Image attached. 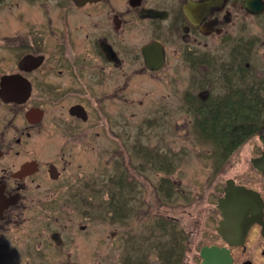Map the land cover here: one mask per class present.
I'll use <instances>...</instances> for the list:
<instances>
[{
	"label": "flooded vegetation",
	"instance_id": "flooded-vegetation-1",
	"mask_svg": "<svg viewBox=\"0 0 264 264\" xmlns=\"http://www.w3.org/2000/svg\"><path fill=\"white\" fill-rule=\"evenodd\" d=\"M253 19L264 31V0H7V34L0 35V264H100V257L95 263L90 253L70 250L61 221L66 215L69 222L76 207L89 219L92 154L116 160L114 178L107 177L116 187L105 207L110 217L120 228L129 217L139 219L144 184L132 159L155 165L156 152L141 150L137 131L127 134L125 110L134 117L140 108L150 115L161 109L134 96L139 84L164 79L172 67L180 78L200 76L194 91L168 93L167 130L179 126L171 117L182 102L199 135L214 145L205 152L210 166L193 173L178 166L187 151L168 150L157 166L165 213L174 214L160 222V263L203 264L216 254L230 264H264V74L251 72ZM208 39L230 51L222 69L212 66L220 49L210 50ZM226 194L228 219L219 207ZM119 264L149 262L132 244Z\"/></svg>",
	"mask_w": 264,
	"mask_h": 264
},
{
	"label": "rangeland",
	"instance_id": "rangeland-1",
	"mask_svg": "<svg viewBox=\"0 0 264 264\" xmlns=\"http://www.w3.org/2000/svg\"><path fill=\"white\" fill-rule=\"evenodd\" d=\"M253 20L252 26H250V30L248 31L249 35L247 36L252 40H256V42H253L254 45H252L250 57L251 64L256 65V68L255 70H251V72L255 75L254 72L260 70L264 74V31L262 27L257 26L261 20ZM10 24L12 25L13 22L10 21ZM5 33L7 34V0H0V35L2 36ZM216 44V42L212 44L211 39H208V48L210 50L220 49L218 53L219 63L215 62L212 65L219 70L222 69V62L228 59L230 51L222 49ZM233 45L231 44L227 47L230 48ZM0 55H3L2 51H0ZM193 74L191 73L190 76L188 74L186 78H180L177 76L175 67H172L168 69L167 77L158 80V82H161L160 84L157 80L156 82L139 84L137 87L140 89V92L138 95L135 94L134 97L151 103V107L161 108L154 111V113L152 110V115L148 113L149 111H144L145 108H140L137 115L131 117L129 115L131 111L129 109V111L125 110L124 126L125 131L129 130L127 134L131 136L132 131H137L138 141L142 146L141 150L151 153L156 152V155L152 154L155 157V165L149 164L147 166L145 164L147 159H144L142 156L136 160L132 159L135 168L134 172L140 171L136 173L140 182L142 181L144 184L143 186L141 185L142 190L139 191L140 204L138 208L140 209V214L138 220L135 217H129L125 220L124 226L120 228L119 224L112 218L113 215H110L109 210L105 207L107 206L106 203L109 195L116 193L115 185L113 188L110 187L108 179L110 177L114 178L113 175L117 172L116 160H99L95 158V154L91 155L92 192L94 194L91 205L87 208L89 219L85 220L81 215L77 214L82 210V207H76L75 214L74 216H70L71 220L69 222H67L66 215L63 218L64 221H61V223L64 222L69 227L66 236L70 243L67 246L71 251L77 252L75 253L76 255L90 253L92 262L96 263L97 258L100 257V264H119L125 257L126 252L130 251L133 244L134 253L145 254L146 262H149V264H161L160 253L158 251L166 247V236L165 230L160 229L163 225L160 222L164 223L166 215L171 213H165L167 210L164 206L166 199L165 192L157 188L159 181L157 166L158 164L162 165L164 162V152L168 150L175 152L177 150L187 151L190 152L188 155L190 158H185L178 166L184 168L187 172L193 173L196 169L200 170V168L210 166V158H206L205 152L211 151L214 145L213 142L205 141L199 135L198 126L195 125V117H189L185 112V103L181 102L174 107L176 110L171 118L174 119L175 123H179L176 130L174 131V128L171 126V132H169L167 130L168 127H166L168 125L165 124L166 117L162 109H166V97L168 93L178 94L184 87H188L192 91L198 88L197 83L194 82H196L200 75ZM207 75L211 76V74ZM146 91H151V93L146 95L149 93ZM177 94L176 98L178 97ZM190 119L194 120L192 125H190ZM148 120L155 121V124L146 125V121ZM125 143L131 144V141L128 140ZM105 146L107 151L110 150L109 145ZM198 157L200 158L198 159ZM83 160L82 157L80 161L83 162ZM150 162L152 163L153 161ZM153 187H155V191L152 190ZM194 187V185L187 186L190 190L194 189ZM96 189L98 190L96 192L97 195L95 194ZM111 191L114 193H110ZM186 193L193 195L194 191H186ZM142 199H145L146 202ZM180 200V198H177L174 202H181ZM171 215L174 216V214ZM80 225L87 227L85 233H79ZM113 232H119V238L113 239L110 237ZM74 234H76V237H74V240H71L70 237ZM194 263L191 262L190 264Z\"/></svg>",
	"mask_w": 264,
	"mask_h": 264
},
{
	"label": "water",
	"instance_id": "water-1",
	"mask_svg": "<svg viewBox=\"0 0 264 264\" xmlns=\"http://www.w3.org/2000/svg\"><path fill=\"white\" fill-rule=\"evenodd\" d=\"M3 94H4V87H3V85H2V86H1V95H3ZM261 140H262V143L264 144V136L261 138ZM262 159L264 160V155H263ZM223 206H228V196H227V194H226V198H225V199H222V200L219 202V207H220V209L222 210V214H223V216H224L226 219H228L229 216H228L227 213L224 212V210H223ZM203 256H204V255H203ZM215 256H216V254H211V255L204 256L205 261L203 262V264H214V262H215V264H230V260H228L227 258H226L223 262H221L222 257H221V259L219 260V259L215 258ZM211 260H214V262L211 263Z\"/></svg>",
	"mask_w": 264,
	"mask_h": 264
}]
</instances>
